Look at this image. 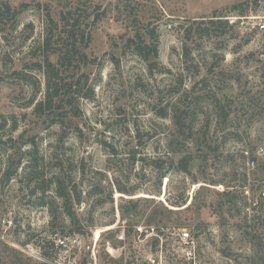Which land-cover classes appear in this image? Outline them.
<instances>
[{
    "label": "rangeland",
    "instance_id": "374dc122",
    "mask_svg": "<svg viewBox=\"0 0 264 264\" xmlns=\"http://www.w3.org/2000/svg\"><path fill=\"white\" fill-rule=\"evenodd\" d=\"M2 1L19 14L0 21V264H188L182 231L195 264H264V211L248 207L264 189V31L249 30L264 23V0ZM68 9L82 29L100 19L86 60L62 75L72 105L50 126L27 103L45 94L34 65L46 13L57 21ZM136 33L156 44L151 72L128 45ZM56 176L83 200L72 225L48 192L52 229L30 189ZM139 226L160 238L139 240Z\"/></svg>",
    "mask_w": 264,
    "mask_h": 264
},
{
    "label": "trees",
    "instance_id": "16d2710c",
    "mask_svg": "<svg viewBox=\"0 0 264 264\" xmlns=\"http://www.w3.org/2000/svg\"><path fill=\"white\" fill-rule=\"evenodd\" d=\"M247 3L241 4L242 6ZM240 5V6H241ZM236 8V7H235ZM234 8V9H235ZM19 11L12 9L11 6L0 0V21L3 18L10 17L12 20H16ZM100 17L96 15L92 20L91 24H86L85 27L88 29L91 26L93 27ZM211 24L213 21H210ZM219 25L227 24L222 23V21H217ZM91 25V26H90ZM82 23H80L79 16L75 15V12H72V9H68L65 12H61L58 20L54 21L50 14L46 13V23L43 27V34L41 40L38 42V47L42 50L39 54L41 56V61L35 63V67L39 72L43 73L44 82H45V94L42 100L38 101L36 98V93L27 103V107L32 106V112L38 117H45L47 120L50 119L49 124L56 125L57 121L55 120L56 110H62L67 106L72 105V89L73 84L65 81V78L62 77L63 73H66L67 70L72 65L73 61H82L86 60V55L84 51L88 48L91 35L90 30L85 31L86 28L82 29ZM91 29V28H90ZM150 34V40L153 39ZM141 36L139 33H136L135 39H129L128 45H134L135 54L140 57L146 64H148V69L151 72L153 64L149 61L150 56L157 57V47L155 43H152L151 46L142 43ZM34 56H37L36 53H33ZM50 56H56L55 63L50 60ZM79 87V82H77ZM75 93H80L76 91ZM180 109L175 108L174 112L171 111V120L174 122V125L181 130V127H184L182 121V116L178 113ZM163 112V111H161ZM169 113H161L160 116L166 118ZM11 130L15 131L17 129V123L15 120L12 121ZM30 144H34V138L29 139ZM27 143V142H26ZM186 170L185 168L183 169ZM15 176V171L13 173L7 171L4 174V178L11 179ZM39 182V181H38ZM95 187H91L90 190L93 191ZM100 186L98 185L95 190H99ZM50 190V191H48ZM90 190L86 192L88 197H90ZM116 192L131 196L132 191H126L120 188L115 189ZM54 193L53 198L58 202V211L61 215L66 218V221H72V225L75 221V215L71 213V208L74 206L80 205L82 199L81 191L76 189V186L72 185V188L67 187L62 178L56 176L54 179H49V185L44 186L43 184L35 183L34 186L30 189L31 195H38V205L45 207L50 215V227L55 229L57 227L58 219L56 217V211L54 209L55 203L45 204V198L47 193ZM109 200L112 202V192L108 193ZM127 202V201H126ZM128 204H133V199H130Z\"/></svg>",
    "mask_w": 264,
    "mask_h": 264
},
{
    "label": "built area",
    "instance_id": "2783aa9c",
    "mask_svg": "<svg viewBox=\"0 0 264 264\" xmlns=\"http://www.w3.org/2000/svg\"><path fill=\"white\" fill-rule=\"evenodd\" d=\"M252 21L254 19L252 18H238L235 21L229 20L230 23L238 22L239 27H243L246 24V21ZM257 29L258 31H264V23L260 22L258 24H251L250 31ZM257 154L262 157L264 156V148L261 147L258 149ZM252 167L254 166V161H250V164ZM249 209L256 214L257 216L261 215L260 213L264 211V189H261L258 191V193L255 196H251L249 199ZM135 235L140 240H148L153 238H160L159 234L157 233V230L154 227H148V226H139L135 228ZM179 244L183 246L184 248V256L185 260L188 264H195V252H194V242L192 241V237L188 232H181L179 236ZM148 264H160L157 259L155 258H148L147 259Z\"/></svg>",
    "mask_w": 264,
    "mask_h": 264
}]
</instances>
